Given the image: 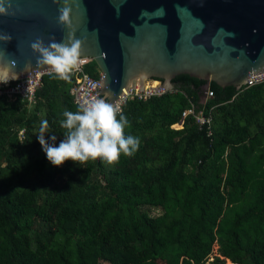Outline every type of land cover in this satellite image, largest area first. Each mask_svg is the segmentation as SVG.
I'll return each mask as SVG.
<instances>
[{
    "label": "trees",
    "instance_id": "16d2710c",
    "mask_svg": "<svg viewBox=\"0 0 264 264\" xmlns=\"http://www.w3.org/2000/svg\"><path fill=\"white\" fill-rule=\"evenodd\" d=\"M85 71L98 74L93 61ZM171 83L122 103L125 135L140 143L112 165L56 167L42 151L41 122L58 145L63 113L78 109L71 76L42 75L33 103L0 96V264H203L213 245V263L264 264V82L204 88L178 74ZM190 104L208 122L181 118Z\"/></svg>",
    "mask_w": 264,
    "mask_h": 264
},
{
    "label": "water",
    "instance_id": "95a60500",
    "mask_svg": "<svg viewBox=\"0 0 264 264\" xmlns=\"http://www.w3.org/2000/svg\"><path fill=\"white\" fill-rule=\"evenodd\" d=\"M14 15L0 16V64L10 74L33 77L45 69L30 44H48L69 33L81 41L100 87L92 93L113 103L135 81L158 79L165 90L185 74L239 89L264 69V0H11ZM69 9L70 25L58 22ZM14 60V67L9 59Z\"/></svg>",
    "mask_w": 264,
    "mask_h": 264
},
{
    "label": "clouds",
    "instance_id": "9594fccd",
    "mask_svg": "<svg viewBox=\"0 0 264 264\" xmlns=\"http://www.w3.org/2000/svg\"><path fill=\"white\" fill-rule=\"evenodd\" d=\"M11 7V0H0V16L14 15ZM59 12L58 22L70 25L69 9L61 8ZM11 40L10 33L0 32V44ZM30 48L33 53L38 54L36 64L46 68L47 74L53 79L68 80L80 61L81 41L71 33L61 41L50 39L47 45L37 38L30 44ZM9 63L14 67L13 59L10 58ZM17 78L18 75L14 72L10 74L8 66L0 64V83L7 84ZM63 116L60 124L66 132L58 145L55 144V135L45 139L49 129L47 120L41 122L37 134L42 151L53 166L59 167L68 160L83 164L96 159L112 165L118 163L121 154L132 156L138 150L139 139L125 135L129 121L118 104L93 96L84 98L77 111H65Z\"/></svg>",
    "mask_w": 264,
    "mask_h": 264
},
{
    "label": "built area",
    "instance_id": "2783aa9c",
    "mask_svg": "<svg viewBox=\"0 0 264 264\" xmlns=\"http://www.w3.org/2000/svg\"><path fill=\"white\" fill-rule=\"evenodd\" d=\"M91 61L92 60L90 57L80 56L78 67L74 69L70 74L72 78V85L69 87V94L71 95L72 102L77 107L84 98L92 97V93L100 87L101 77L98 69L96 68L98 73L96 77L90 75L87 71H85V68L90 64ZM31 75L33 76L31 78L21 75L15 80H10L7 84L0 83V96H4L8 101H13L16 98H19L20 100H23L28 104L33 103L34 94L36 89L40 85L41 76L47 75V69L45 68L40 71H34ZM148 80H151V83H149ZM148 80L143 82L142 87H140L137 81H135L132 86H129L127 90L123 91V93L118 97L116 101L113 102V104H118L121 108V105L125 100L131 98L144 100L150 96H157L166 91L173 90H165L164 87L161 85V81L158 79ZM153 81L156 82L155 85H152ZM263 82L264 69L261 71L250 73L246 77L244 84L241 85L240 88H246ZM211 95V91L205 89L203 91L202 99L204 100L205 98L210 97ZM187 115H191L194 118L195 122L198 124H204L208 122V118L205 117L201 111L195 110L192 104L183 108L180 112L181 118ZM21 133L22 130L18 132L19 139H21L22 137ZM216 254L217 257L221 258L217 252ZM228 264L234 263L228 261Z\"/></svg>",
    "mask_w": 264,
    "mask_h": 264
},
{
    "label": "rangeland",
    "instance_id": "374dc122",
    "mask_svg": "<svg viewBox=\"0 0 264 264\" xmlns=\"http://www.w3.org/2000/svg\"><path fill=\"white\" fill-rule=\"evenodd\" d=\"M148 80V79H147ZM147 80H144V81H147ZM149 83H151V80H148ZM153 84V83H152ZM203 94V93H202ZM42 111L38 113V121L41 120L42 118ZM30 134L33 135L34 134V129H31L30 130ZM2 164V163H0ZM30 179L29 178H26V179H23L22 182H18L16 179L13 180L12 182V185L18 189H22L23 187L26 186L27 182L29 181ZM147 211L150 215H155V214H158L159 213V209L157 208H147ZM216 245H213L212 248H211V251L210 253L208 254L207 258L205 259L204 263L203 264H213V257L216 256ZM224 264H228V261L227 260H224Z\"/></svg>",
    "mask_w": 264,
    "mask_h": 264
},
{
    "label": "bare ground",
    "instance_id": "6f19581e",
    "mask_svg": "<svg viewBox=\"0 0 264 264\" xmlns=\"http://www.w3.org/2000/svg\"><path fill=\"white\" fill-rule=\"evenodd\" d=\"M155 83H156V82H155V81H153V84H152V85H155Z\"/></svg>",
    "mask_w": 264,
    "mask_h": 264
}]
</instances>
